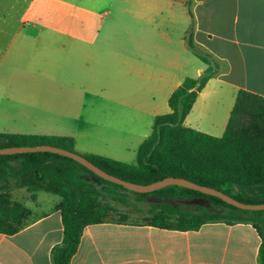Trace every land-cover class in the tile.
<instances>
[{
    "label": "crops",
    "instance_id": "0c3cea01",
    "mask_svg": "<svg viewBox=\"0 0 264 264\" xmlns=\"http://www.w3.org/2000/svg\"><path fill=\"white\" fill-rule=\"evenodd\" d=\"M17 6L20 26L0 48V116L67 119L84 112L86 99L103 98L133 120L154 121L171 112V95L198 59L204 65L190 78L209 67L212 74L186 127L222 137L241 90L264 97V0H17ZM69 102L72 112L63 107ZM75 149L102 155L79 151L76 140ZM42 193L9 189L11 200L34 207H26L21 230L0 233V264H53L64 233L62 198ZM261 243L247 222L177 231L107 220L85 227L70 264H260Z\"/></svg>",
    "mask_w": 264,
    "mask_h": 264
},
{
    "label": "trees",
    "instance_id": "16d2710c",
    "mask_svg": "<svg viewBox=\"0 0 264 264\" xmlns=\"http://www.w3.org/2000/svg\"><path fill=\"white\" fill-rule=\"evenodd\" d=\"M211 74L209 67L203 77L186 78L175 90L169 99L171 112L155 118L152 133L139 147L136 164L97 154L83 156L129 182L147 185L167 177L184 178L243 203L264 204V97L241 90L222 137L184 125ZM41 145L77 152L75 140L68 136L0 133V148ZM0 182L5 184L0 186L3 234L17 233L30 214L24 205L11 201L10 188H26L31 193L44 191L62 198L58 209L64 233L62 242L52 250L53 264H70L85 227L108 220L110 209L102 204V198L125 204L129 193L140 201L155 198L149 203L151 216L146 220L148 225L160 229L197 231L206 223H251L262 240L259 263L264 264V211L241 210L218 197L180 186L136 193L95 175L71 158L50 152L0 155ZM227 185L238 193L225 192L223 187ZM172 201L195 205L196 209H185ZM123 218L126 216L117 222H126Z\"/></svg>",
    "mask_w": 264,
    "mask_h": 264
},
{
    "label": "rangeland",
    "instance_id": "374dc122",
    "mask_svg": "<svg viewBox=\"0 0 264 264\" xmlns=\"http://www.w3.org/2000/svg\"><path fill=\"white\" fill-rule=\"evenodd\" d=\"M11 2L12 6L9 10L7 8V0L0 2V48L7 41L4 36L9 35V40L20 26V7L17 6V0H11ZM6 18L7 22L5 21ZM185 56L194 58V55L185 54ZM197 62L199 67L204 65L200 59ZM198 66L190 65L186 72L187 77H195ZM86 100L84 112L82 114L79 112L70 113L72 116L67 119L58 118L51 120L41 115L31 117H28V115H25L26 117L0 116V131L17 134L30 133L38 135L39 133H52L71 136L76 140L79 151L89 149L88 151L101 153L107 157L112 156L114 157L113 159L118 161L136 164L137 153L144 133H147V131L152 132L154 121H140L137 118L133 120L124 107L103 98L99 100L88 98ZM74 106L75 103H63V107L67 111H74L72 110ZM0 186H3V182H0ZM223 190L231 195L238 193L231 185L223 187ZM41 196L60 198L58 195L47 192L42 193ZM136 198V195L129 193L125 204L117 203L110 198H102V204L110 209L108 220L119 221L125 215L126 218L122 220L147 223L146 219L151 216L149 203L153 202L155 198L148 197L145 201H140ZM24 203L27 205H24L25 207H34L30 200H25ZM176 205L185 209H196L195 205L187 203L177 202ZM34 215V217L37 216V214Z\"/></svg>",
    "mask_w": 264,
    "mask_h": 264
},
{
    "label": "water",
    "instance_id": "95a60500",
    "mask_svg": "<svg viewBox=\"0 0 264 264\" xmlns=\"http://www.w3.org/2000/svg\"><path fill=\"white\" fill-rule=\"evenodd\" d=\"M35 152H50L54 154H58L61 156H65L68 158H71L75 160L76 162L82 164L84 167L88 168L90 171H92L95 175L113 182L115 184L123 186L125 189L129 191H133L140 194H147L152 193L157 190L166 188L168 186H180L184 188H188L191 190H195L198 192H201L206 195L215 196L226 203L235 206L241 210L245 211H264V204H247L243 203L232 196L206 186L198 185L194 182H191L189 180H186L184 178H176V177H167L163 180L154 182L152 184L142 185L137 184L134 182L126 181L122 178L116 177L114 175H111L104 171L103 169L96 166L94 163L89 161L87 158H85L83 155L72 152L63 148L50 146V145H41V146H23V147H8V148H0V155H14V154H24V153H35ZM205 207H208V204L204 205Z\"/></svg>",
    "mask_w": 264,
    "mask_h": 264
}]
</instances>
